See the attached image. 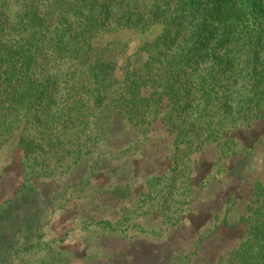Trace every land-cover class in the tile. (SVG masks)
<instances>
[{
  "label": "rangeland",
  "instance_id": "374dc122",
  "mask_svg": "<svg viewBox=\"0 0 264 264\" xmlns=\"http://www.w3.org/2000/svg\"><path fill=\"white\" fill-rule=\"evenodd\" d=\"M241 10L0 0V264H264Z\"/></svg>",
  "mask_w": 264,
  "mask_h": 264
},
{
  "label": "trees",
  "instance_id": "16d2710c",
  "mask_svg": "<svg viewBox=\"0 0 264 264\" xmlns=\"http://www.w3.org/2000/svg\"><path fill=\"white\" fill-rule=\"evenodd\" d=\"M237 1L242 6V10L240 11L241 15L236 17L237 20H235V22L226 21L227 26H229L230 28L233 27V29L224 30L223 33L225 34L221 35V37L218 39V42L229 40V36L232 35L230 39L235 44H237L239 40H243V41L246 40L248 42V45L254 42V46L258 48L257 51H255V53L250 52V55H248L249 56L248 60L244 61L243 62L244 64H242L243 69H252L251 75H249V82L251 83V86H253V89H249L248 91L245 90L244 94L246 95L244 97L242 96V98H244L247 103L245 104L247 107L246 109H249L251 103H254L256 105L260 104V106L261 105L264 106V56L260 58L261 51L264 52V41L261 37V33L264 32V0H237ZM194 8L189 9L190 13L192 12ZM182 11H188V10H182ZM185 13H189V12H185ZM246 13H249L248 19L251 22H253L255 30L254 29L243 30V32L242 31L240 32L241 35L238 36V38H233V35L235 33V28H237L238 24L242 22L241 20L243 19V14H246ZM225 23H223V25ZM242 28H244V26ZM201 55H203V53ZM241 58L242 56L238 57V59H241ZM231 60L232 59H229V61ZM236 60L237 59L232 60V61H236ZM227 64L229 65L230 63H227ZM258 113L259 114L254 117L255 120H257L261 116L263 117L264 109H263V112L258 111ZM249 159H250V156H248L247 161H249ZM244 179L247 180L246 177ZM250 192L252 194L255 192L254 193V195L256 196L255 202L260 204L261 203L259 200L260 196H264V184L261 181L253 182V184H251L250 186ZM247 223L249 225V229H258L256 225H251L249 224L248 221ZM210 232L211 231L207 233L202 232L201 235L204 237L203 241L208 239Z\"/></svg>",
  "mask_w": 264,
  "mask_h": 264
}]
</instances>
